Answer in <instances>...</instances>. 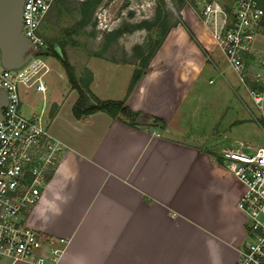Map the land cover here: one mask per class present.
I'll return each instance as SVG.
<instances>
[{
    "label": "crops",
    "instance_id": "0c3cea01",
    "mask_svg": "<svg viewBox=\"0 0 264 264\" xmlns=\"http://www.w3.org/2000/svg\"><path fill=\"white\" fill-rule=\"evenodd\" d=\"M185 22L208 52L173 26L132 90L117 97L131 116L72 115L71 131L52 130L66 151L29 219L67 239L53 264L235 263L245 240L236 206L244 185L219 153L237 139L261 145L264 102H253L252 77L238 78L203 21ZM258 46L264 52V40ZM137 113L163 123L139 124Z\"/></svg>",
    "mask_w": 264,
    "mask_h": 264
},
{
    "label": "built area",
    "instance_id": "2783aa9c",
    "mask_svg": "<svg viewBox=\"0 0 264 264\" xmlns=\"http://www.w3.org/2000/svg\"><path fill=\"white\" fill-rule=\"evenodd\" d=\"M56 0H23L21 31L32 43L34 56L21 68H7L1 61L0 88L7 95L0 119V261L30 260L53 264L65 251L67 239L45 235L29 219L65 154L44 117V108L25 114L20 88H34L46 95L47 84L38 62L48 45L42 32ZM201 20L215 48L245 83L252 77L253 102H264V0H201ZM101 8V7H99ZM106 8L97 12L99 28L108 26ZM212 81V79H211ZM220 163L244 185L236 201L244 214L245 240L234 264H264V145L243 140L223 147Z\"/></svg>",
    "mask_w": 264,
    "mask_h": 264
},
{
    "label": "rangeland",
    "instance_id": "374dc122",
    "mask_svg": "<svg viewBox=\"0 0 264 264\" xmlns=\"http://www.w3.org/2000/svg\"><path fill=\"white\" fill-rule=\"evenodd\" d=\"M200 1L56 0L42 32L48 42L56 43L63 50L67 67L53 52L42 57L38 68L47 84L46 95L43 97L34 88H20L22 111L31 114L43 107L51 130L71 131L65 120L69 116H76L74 105L79 96H82L81 108L107 99L122 100L118 99V95L124 89L127 92L133 76L141 75L146 70L155 50L159 48L157 46L169 30L179 24L173 25L179 18L197 38L185 21L193 23L195 20L200 28L203 26L199 22ZM103 8L107 10L110 23L99 28L96 14L103 12ZM181 25L186 29L185 25ZM261 40L264 38L261 37ZM200 43L205 51L200 49L206 54V45ZM206 44L211 46L212 43ZM229 70L228 73H231ZM59 111L62 114L54 119ZM115 116L124 115L117 111ZM258 137L260 140L256 144L264 145V131L258 129Z\"/></svg>",
    "mask_w": 264,
    "mask_h": 264
},
{
    "label": "water",
    "instance_id": "95a60500",
    "mask_svg": "<svg viewBox=\"0 0 264 264\" xmlns=\"http://www.w3.org/2000/svg\"><path fill=\"white\" fill-rule=\"evenodd\" d=\"M23 0H0V51L1 61L7 68H21L34 56L32 43L21 31ZM7 102L4 89L0 88V119ZM135 121H149L145 113H138Z\"/></svg>",
    "mask_w": 264,
    "mask_h": 264
},
{
    "label": "trees",
    "instance_id": "16d2710c",
    "mask_svg": "<svg viewBox=\"0 0 264 264\" xmlns=\"http://www.w3.org/2000/svg\"><path fill=\"white\" fill-rule=\"evenodd\" d=\"M177 23H181V24L185 25L181 18H179L173 25H175ZM185 27L187 29V32H189L191 38H193L194 41L197 43V45L203 51H205L204 47L198 41V39L195 37V35L189 30V28L186 25H185ZM160 44H159V46H160ZM159 46H157V48ZM157 48H155V49H157ZM50 52H53L52 54L55 57H57V59H59L63 65H65L67 67V60H66V58L64 56L63 50L60 48L59 45H57L56 43H53V42H48L47 48L45 49L43 54L45 56H48V55H50ZM139 77H140V73H138L137 75L133 76L131 84H130V87L128 88L126 94H128L132 90L133 86L136 84V82L139 79ZM70 80H71V82H73L75 84V86H77V83L73 80L72 77H70ZM81 102H82V96H79L78 99L76 100L75 105H74V110L76 112V117H79V116H81L84 113H89V112H93V111H97V110H105L106 112H108L109 114H111L113 116L116 115L117 111L121 112V114H123L124 116L125 115H127V116H131L132 115L129 107L124 105V101L123 100L107 99V100H103L102 102H100L98 104L91 105V106H88L86 108H81ZM137 114H136V116H137ZM136 116H135V118H136ZM148 119H149V121L152 120V122H154L157 125H162V123H163L161 121V119H159L157 117H152L151 118V117L148 116Z\"/></svg>",
    "mask_w": 264,
    "mask_h": 264
}]
</instances>
